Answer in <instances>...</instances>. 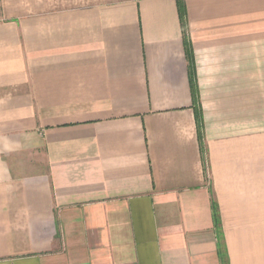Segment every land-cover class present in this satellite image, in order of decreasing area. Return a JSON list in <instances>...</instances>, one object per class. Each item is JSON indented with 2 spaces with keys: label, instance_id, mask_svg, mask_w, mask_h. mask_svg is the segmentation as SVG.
Wrapping results in <instances>:
<instances>
[{
  "label": "crops",
  "instance_id": "0c3cea01",
  "mask_svg": "<svg viewBox=\"0 0 264 264\" xmlns=\"http://www.w3.org/2000/svg\"><path fill=\"white\" fill-rule=\"evenodd\" d=\"M0 264H264V0H0Z\"/></svg>",
  "mask_w": 264,
  "mask_h": 264
},
{
  "label": "trees",
  "instance_id": "16d2710c",
  "mask_svg": "<svg viewBox=\"0 0 264 264\" xmlns=\"http://www.w3.org/2000/svg\"><path fill=\"white\" fill-rule=\"evenodd\" d=\"M187 56H188V51H187ZM189 74H190V71H189ZM190 86H191V92H192V95H193V101L196 103V96H197V92H196V87H195V82L193 79V74L191 72L190 74ZM195 111H196V118H197V122H198V128H199V131H200V118L198 116V112H197V109L195 107Z\"/></svg>",
  "mask_w": 264,
  "mask_h": 264
}]
</instances>
